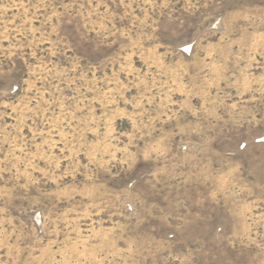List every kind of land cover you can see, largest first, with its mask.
Returning a JSON list of instances; mask_svg holds the SVG:
<instances>
[{"label": "rangeland", "instance_id": "obj_1", "mask_svg": "<svg viewBox=\"0 0 264 264\" xmlns=\"http://www.w3.org/2000/svg\"><path fill=\"white\" fill-rule=\"evenodd\" d=\"M0 264H264V0H0Z\"/></svg>", "mask_w": 264, "mask_h": 264}]
</instances>
